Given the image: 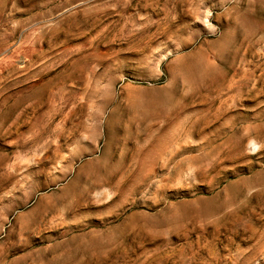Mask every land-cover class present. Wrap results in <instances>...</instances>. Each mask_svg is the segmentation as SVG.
Returning <instances> with one entry per match:
<instances>
[{"label": "rangeland", "instance_id": "obj_1", "mask_svg": "<svg viewBox=\"0 0 264 264\" xmlns=\"http://www.w3.org/2000/svg\"><path fill=\"white\" fill-rule=\"evenodd\" d=\"M0 264H264V0H0Z\"/></svg>", "mask_w": 264, "mask_h": 264}]
</instances>
